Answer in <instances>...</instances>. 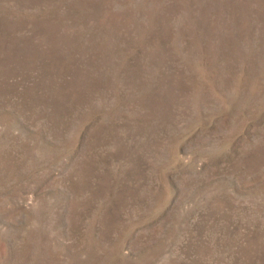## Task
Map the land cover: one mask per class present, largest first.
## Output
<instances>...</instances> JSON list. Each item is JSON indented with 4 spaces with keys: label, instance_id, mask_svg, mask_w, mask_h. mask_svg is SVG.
<instances>
[{
    "label": "rangeland",
    "instance_id": "374dc122",
    "mask_svg": "<svg viewBox=\"0 0 264 264\" xmlns=\"http://www.w3.org/2000/svg\"><path fill=\"white\" fill-rule=\"evenodd\" d=\"M0 264H264V0H0Z\"/></svg>",
    "mask_w": 264,
    "mask_h": 264
}]
</instances>
